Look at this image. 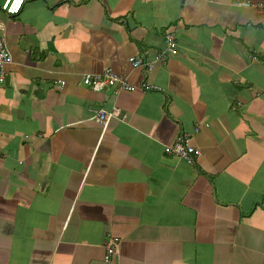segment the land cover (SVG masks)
Wrapping results in <instances>:
<instances>
[{
	"label": "crops",
	"instance_id": "crops-1",
	"mask_svg": "<svg viewBox=\"0 0 264 264\" xmlns=\"http://www.w3.org/2000/svg\"><path fill=\"white\" fill-rule=\"evenodd\" d=\"M4 1L0 264H105L109 235L111 264H264V9L24 0L11 15ZM170 31L175 54L130 66ZM106 69L134 88L83 84ZM181 133L193 165L164 152Z\"/></svg>",
	"mask_w": 264,
	"mask_h": 264
},
{
	"label": "built area",
	"instance_id": "built-area-1",
	"mask_svg": "<svg viewBox=\"0 0 264 264\" xmlns=\"http://www.w3.org/2000/svg\"><path fill=\"white\" fill-rule=\"evenodd\" d=\"M23 2L24 0H20L19 4H17V0H5L2 5V9L6 13L13 15L20 11ZM236 5L264 9L263 2H251L249 0L237 1ZM176 52V34L175 32L170 31L167 33L165 37V45L160 51L151 53L148 50H144L138 55L130 56L128 58V62L133 69L141 67L149 70L156 63H164L168 55L175 54ZM11 62L12 56L6 48L4 37L0 35V70L2 71L4 66L10 64ZM82 82L84 85L91 86L94 90H99L104 86L113 85H117L119 89L127 91L134 88V85L129 81L128 76L120 75L112 69H106L101 74H86L82 77ZM112 115L113 113L107 114L104 110L96 112V117L101 123H103V125L107 124L108 119ZM195 131H198V128L195 129ZM164 152L178 157L189 165L195 164L197 157L201 155V150L193 145L191 137L187 133L179 134L173 144L164 145ZM120 241V237L113 235H109L103 241L105 264H111L112 257L117 255Z\"/></svg>",
	"mask_w": 264,
	"mask_h": 264
},
{
	"label": "snow or ice",
	"instance_id": "snow-or-ice-1",
	"mask_svg": "<svg viewBox=\"0 0 264 264\" xmlns=\"http://www.w3.org/2000/svg\"><path fill=\"white\" fill-rule=\"evenodd\" d=\"M20 0H17V4H19Z\"/></svg>",
	"mask_w": 264,
	"mask_h": 264
},
{
	"label": "trees",
	"instance_id": "trees-1",
	"mask_svg": "<svg viewBox=\"0 0 264 264\" xmlns=\"http://www.w3.org/2000/svg\"><path fill=\"white\" fill-rule=\"evenodd\" d=\"M174 156V155H173Z\"/></svg>",
	"mask_w": 264,
	"mask_h": 264
}]
</instances>
